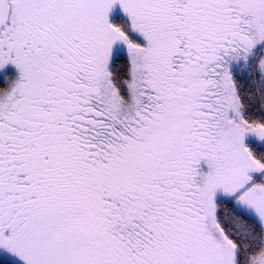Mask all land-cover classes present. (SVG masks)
Returning a JSON list of instances; mask_svg holds the SVG:
<instances>
[{
	"label": "snow or ice",
	"instance_id": "snow-or-ice-1",
	"mask_svg": "<svg viewBox=\"0 0 264 264\" xmlns=\"http://www.w3.org/2000/svg\"><path fill=\"white\" fill-rule=\"evenodd\" d=\"M0 264H264V0H0Z\"/></svg>",
	"mask_w": 264,
	"mask_h": 264
}]
</instances>
